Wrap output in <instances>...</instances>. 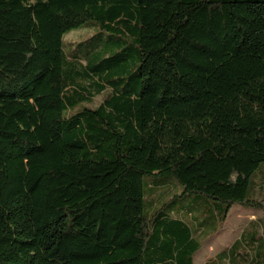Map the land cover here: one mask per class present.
<instances>
[{
  "label": "trees",
  "instance_id": "16d2710c",
  "mask_svg": "<svg viewBox=\"0 0 264 264\" xmlns=\"http://www.w3.org/2000/svg\"><path fill=\"white\" fill-rule=\"evenodd\" d=\"M263 166L264 0H0V264H194Z\"/></svg>",
  "mask_w": 264,
  "mask_h": 264
},
{
  "label": "rangeland",
  "instance_id": "374dc122",
  "mask_svg": "<svg viewBox=\"0 0 264 264\" xmlns=\"http://www.w3.org/2000/svg\"><path fill=\"white\" fill-rule=\"evenodd\" d=\"M89 23V22H88ZM95 26H79L72 29L68 33L64 34L63 39L66 43L64 49H74L78 47L80 42L84 43V40L89 39L87 45L94 46L95 38ZM92 36V38H90ZM82 44L81 47L87 46ZM102 100V95H97L94 98L92 106L99 104ZM264 167V166H263ZM153 177H145L144 183V210L145 212L149 209L151 202L160 203L167 198L173 196V193H179L180 186L175 182L173 178L167 185L159 186L154 192L148 191L146 185L152 186ZM174 181V182H173ZM255 195L264 201V170L258 172L255 177ZM262 211L255 207H244L240 205H233L228 210L225 219L218 225L216 232L211 235L201 236L200 243L201 247L194 254V264H227V261H222L217 258V254L222 250L230 247L232 243L239 239L241 233L250 229L256 223L259 227L258 231L264 235V227L260 218ZM184 218V216H182ZM189 220V216L186 218Z\"/></svg>",
  "mask_w": 264,
  "mask_h": 264
}]
</instances>
